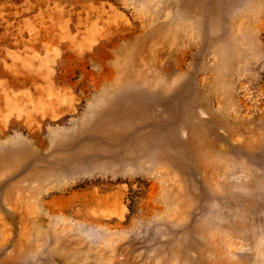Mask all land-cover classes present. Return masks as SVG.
I'll return each instance as SVG.
<instances>
[{
    "label": "rangeland",
    "instance_id": "obj_1",
    "mask_svg": "<svg viewBox=\"0 0 264 264\" xmlns=\"http://www.w3.org/2000/svg\"><path fill=\"white\" fill-rule=\"evenodd\" d=\"M0 264H264V0H0Z\"/></svg>",
    "mask_w": 264,
    "mask_h": 264
}]
</instances>
